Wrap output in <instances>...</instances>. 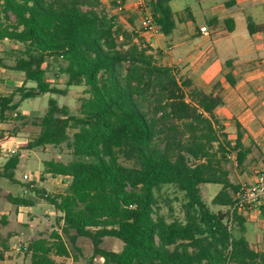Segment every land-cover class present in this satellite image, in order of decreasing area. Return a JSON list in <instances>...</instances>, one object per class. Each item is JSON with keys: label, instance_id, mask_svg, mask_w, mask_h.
<instances>
[{"label": "trees", "instance_id": "1", "mask_svg": "<svg viewBox=\"0 0 264 264\" xmlns=\"http://www.w3.org/2000/svg\"><path fill=\"white\" fill-rule=\"evenodd\" d=\"M170 3L145 0L165 36L176 28ZM119 19L100 0H0V41L22 46L13 66L0 65L24 75L20 88L0 97V126L28 99L66 94L47 78L49 59L59 63L68 87L86 88L78 114L50 99L46 114L35 120L39 135L18 144L0 177L19 183L26 152L66 143L72 161H44L45 174L68 180L65 192L33 191L61 215L58 223L71 245L89 239L93 258L103 264H264V250L244 237L246 219L236 208L240 185L231 180V156L243 167L250 154L241 125L231 141L215 115L221 97L164 65L161 52ZM226 24L234 32V20ZM248 29L264 32L252 18ZM29 82L35 87L27 88ZM11 140L0 131V146ZM208 184L222 186L212 204L227 212L204 202L201 187ZM165 188L182 199L164 197ZM10 238L0 235V264H13ZM106 238L122 241V250L104 249ZM68 250L58 233L53 243L39 238L27 249L30 264H58L51 253L67 257Z\"/></svg>", "mask_w": 264, "mask_h": 264}, {"label": "crops", "instance_id": "2", "mask_svg": "<svg viewBox=\"0 0 264 264\" xmlns=\"http://www.w3.org/2000/svg\"><path fill=\"white\" fill-rule=\"evenodd\" d=\"M100 1L110 14L119 16L127 30L139 34L154 50H159L164 65L176 68L179 76L190 79L205 93L221 97L223 103L215 110V115L231 141L236 139L237 124L241 125L243 145L250 150L243 166L248 167L246 175L251 176L246 183H254L257 172H264V57H260L264 56V32L251 35L248 19L264 27V0H200L198 5L188 3L189 0H171L176 28L170 36L145 32L141 7L145 0H124L123 13L117 11L118 0ZM186 10H190V14L185 13ZM227 19L234 20L232 33L228 31ZM202 27H207L210 35L201 33ZM5 144L18 150V145ZM3 158L6 157L0 156L1 161ZM55 178H62L68 185L66 178ZM32 202V206H27L31 210L36 206V201ZM45 202L38 205L46 207L44 204L49 203ZM261 210L260 206H254L250 211L239 212L246 219V231L247 224L254 223L262 233L258 243L262 249L250 244L256 250H264ZM11 250L18 253L12 247Z\"/></svg>", "mask_w": 264, "mask_h": 264}, {"label": "rangeland", "instance_id": "3", "mask_svg": "<svg viewBox=\"0 0 264 264\" xmlns=\"http://www.w3.org/2000/svg\"><path fill=\"white\" fill-rule=\"evenodd\" d=\"M199 2L200 0L188 1L192 5H198ZM21 48V45L14 42L0 41V61L5 66H13L15 64L14 52L21 50ZM260 57L264 56L261 55ZM44 67L47 69V78L51 86L64 90L66 94L64 96L47 94L28 99L22 103L14 114L13 120L0 126V131L5 136H12V140L10 141L12 145L16 146L20 142L33 140L39 135L41 127L35 124V120L42 118L46 114L51 98H54L59 106H67L73 114H78L80 99L86 96L85 87L67 86V77L59 75V63L57 61L49 59ZM23 83L24 75L22 73L0 65V97L12 94ZM26 86L27 88L35 87V83L29 82ZM16 114H19L18 118H15ZM235 156L233 154L231 157ZM8 159L6 157L2 161L0 160V171H2ZM72 159V151L66 143L60 146L39 147L26 152L22 158L16 172V178L19 183L13 184L7 179L0 177V235L3 238L11 237L10 244L12 248L18 245L19 239H21V243L23 244L22 252H13V264H30L31 254L27 251L30 243L36 239L44 238L51 244L57 233L62 236L69 248V255L67 257L59 256L56 251L51 253V256L58 264H103L102 259L99 257L93 258L94 249L89 239L79 238L75 246L70 244L62 233V225L58 223V219L61 217L60 214L50 207L49 204H44L46 207L39 206L38 203L45 201L38 197L36 191H33L44 188L50 194L64 193L67 187L66 181H63L62 178L48 177L44 172V161L52 160L67 163L72 161ZM123 163L131 165L130 162L123 161ZM229 167L231 170V180L234 184L241 185L248 182L249 177H251L250 175H246L248 167L247 169L238 167L233 163V160ZM221 189V185L215 184L203 185L201 187L204 202L215 212H227V208L212 204L214 197ZM162 194L164 197L166 195H169L171 198L178 197L182 199L183 197L182 195L176 196L172 190L168 191L166 188L163 189ZM8 196L36 201V206L31 210L27 206L14 205L7 199ZM244 237L250 244H253L254 248H263L261 245H258L262 233L256 224H247V231ZM256 242L257 244H255ZM123 246V242L116 238H106L102 247L110 251L119 252Z\"/></svg>", "mask_w": 264, "mask_h": 264}, {"label": "built area", "instance_id": "4", "mask_svg": "<svg viewBox=\"0 0 264 264\" xmlns=\"http://www.w3.org/2000/svg\"><path fill=\"white\" fill-rule=\"evenodd\" d=\"M143 8V29L147 33L160 34V30L155 24L153 13L147 9L145 2L141 3ZM117 11L118 13H123L125 11V2L124 0L117 1ZM201 33L205 35H210V31L207 27L201 28ZM264 92V86H263ZM18 150L11 147L8 144H3L0 146V156L3 157H13L16 155ZM234 161V164L237 166L236 157H231ZM53 177V176H52ZM254 206H260L262 212L264 213V172L258 171L256 175V181L254 183H243L240 185L239 192L237 194V204L236 208L238 212L250 211ZM14 251L18 253L22 252L23 245L21 242L13 248Z\"/></svg>", "mask_w": 264, "mask_h": 264}]
</instances>
